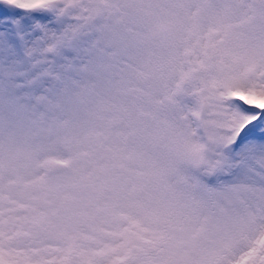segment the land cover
Returning a JSON list of instances; mask_svg holds the SVG:
<instances>
[{
  "label": "snow or ice",
  "instance_id": "1",
  "mask_svg": "<svg viewBox=\"0 0 264 264\" xmlns=\"http://www.w3.org/2000/svg\"><path fill=\"white\" fill-rule=\"evenodd\" d=\"M0 264H264V0H0Z\"/></svg>",
  "mask_w": 264,
  "mask_h": 264
}]
</instances>
